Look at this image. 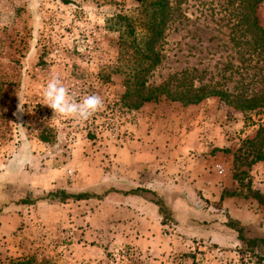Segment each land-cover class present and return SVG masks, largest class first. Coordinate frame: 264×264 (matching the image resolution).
<instances>
[{
	"label": "rangeland",
	"instance_id": "rangeland-1",
	"mask_svg": "<svg viewBox=\"0 0 264 264\" xmlns=\"http://www.w3.org/2000/svg\"><path fill=\"white\" fill-rule=\"evenodd\" d=\"M139 3L0 0V264H264V244L239 233L264 239V206L251 193L264 195V161L251 165L264 154V108L241 112L219 98L126 107L117 16H136ZM172 3L149 84L184 72L198 86L225 82L228 63L242 66L230 43L242 1ZM255 14L264 29V0ZM53 74L103 108L86 121L55 115L43 98ZM255 74L241 69L227 88H260ZM25 140L30 163L17 169ZM59 191L93 197L49 196ZM131 196L152 209L136 214Z\"/></svg>",
	"mask_w": 264,
	"mask_h": 264
},
{
	"label": "trees",
	"instance_id": "trees-1",
	"mask_svg": "<svg viewBox=\"0 0 264 264\" xmlns=\"http://www.w3.org/2000/svg\"><path fill=\"white\" fill-rule=\"evenodd\" d=\"M242 12L240 20L231 28L230 43L241 63V68L234 70L235 66L228 63L225 72H229V78L224 74L225 82L195 84V76L189 72L171 76L162 85L149 84L150 74L157 69L164 59V39L169 24L174 18L176 8L172 0H140L136 16L119 14L117 23L122 31L123 43L120 61L129 66L126 75V92L121 102L127 107L139 109L147 103L158 102L162 98L178 102L183 106L198 105L209 98H219L220 101L234 106L241 112L255 111L264 108V29L260 26L255 14L256 6L263 0H241ZM131 51L134 60L123 57V52ZM127 61V62H126ZM256 70L255 76L260 79L257 84L260 88L249 86L237 81L234 90L227 88L228 83L234 78V73L240 70ZM232 71V72H231ZM251 85V84H248ZM239 86V87H238ZM47 141V138H42ZM255 140L251 141L254 143ZM264 161V154L259 152L254 155L251 165ZM252 197L261 206H264V195L258 191H252ZM238 193H227L228 196H236ZM50 197L65 202L69 199L86 200L93 196L90 194H67L64 191L50 193ZM223 199V197H222ZM240 240L252 247L264 244V239L247 240L239 230ZM260 258L259 261H263ZM24 264V263H18Z\"/></svg>",
	"mask_w": 264,
	"mask_h": 264
},
{
	"label": "clouds",
	"instance_id": "clouds-1",
	"mask_svg": "<svg viewBox=\"0 0 264 264\" xmlns=\"http://www.w3.org/2000/svg\"><path fill=\"white\" fill-rule=\"evenodd\" d=\"M44 105L53 110L55 115L76 120H88L104 106L103 99L97 94L84 95L82 98L70 91L59 74H53L43 89ZM22 113L23 110L20 108ZM17 169H23L30 163L29 144L27 140L13 157Z\"/></svg>",
	"mask_w": 264,
	"mask_h": 264
},
{
	"label": "crops",
	"instance_id": "crops-1",
	"mask_svg": "<svg viewBox=\"0 0 264 264\" xmlns=\"http://www.w3.org/2000/svg\"><path fill=\"white\" fill-rule=\"evenodd\" d=\"M139 157H141V156H139ZM132 159H133L132 161H134L135 160V157L132 158ZM139 159L141 160V158H139ZM131 198H134V200H130L131 210L133 212H136V214H139V211L141 212L142 210H143L144 213H146L147 209H150V210L152 209L151 206H150V204H148V203L146 204L145 201L141 202V199L140 198L133 197V196H131ZM150 210L147 213H149Z\"/></svg>",
	"mask_w": 264,
	"mask_h": 264
}]
</instances>
